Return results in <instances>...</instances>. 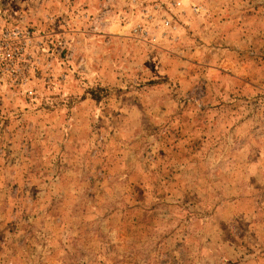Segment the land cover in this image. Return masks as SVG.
Here are the masks:
<instances>
[{
    "label": "rangeland",
    "instance_id": "374dc122",
    "mask_svg": "<svg viewBox=\"0 0 264 264\" xmlns=\"http://www.w3.org/2000/svg\"><path fill=\"white\" fill-rule=\"evenodd\" d=\"M0 264H264V0H0Z\"/></svg>",
    "mask_w": 264,
    "mask_h": 264
},
{
    "label": "trees",
    "instance_id": "16d2710c",
    "mask_svg": "<svg viewBox=\"0 0 264 264\" xmlns=\"http://www.w3.org/2000/svg\"><path fill=\"white\" fill-rule=\"evenodd\" d=\"M94 96V95H93ZM96 96H94V98H95Z\"/></svg>",
    "mask_w": 264,
    "mask_h": 264
}]
</instances>
